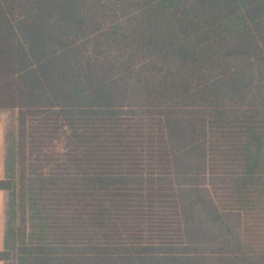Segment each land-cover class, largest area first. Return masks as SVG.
Instances as JSON below:
<instances>
[{"label": "trees", "instance_id": "1", "mask_svg": "<svg viewBox=\"0 0 264 264\" xmlns=\"http://www.w3.org/2000/svg\"><path fill=\"white\" fill-rule=\"evenodd\" d=\"M0 111V260L264 264V0H0Z\"/></svg>", "mask_w": 264, "mask_h": 264}, {"label": "crops", "instance_id": "2", "mask_svg": "<svg viewBox=\"0 0 264 264\" xmlns=\"http://www.w3.org/2000/svg\"><path fill=\"white\" fill-rule=\"evenodd\" d=\"M1 112V111H0ZM5 143H6V123L0 115V180L5 179ZM7 193L0 190V252L6 248V231H7ZM0 264H7L6 261L0 260Z\"/></svg>", "mask_w": 264, "mask_h": 264}, {"label": "rangeland", "instance_id": "3", "mask_svg": "<svg viewBox=\"0 0 264 264\" xmlns=\"http://www.w3.org/2000/svg\"><path fill=\"white\" fill-rule=\"evenodd\" d=\"M0 115L5 119L6 123V146H7V154L10 152L11 149H14L16 143V128H17V122H16V112H0ZM61 147L59 144H57V147L55 149V153H60ZM9 156V155H8Z\"/></svg>", "mask_w": 264, "mask_h": 264}]
</instances>
